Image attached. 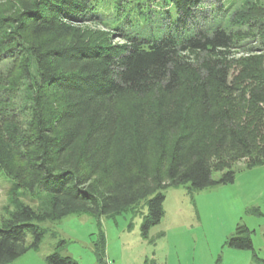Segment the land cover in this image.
<instances>
[{"label": "trees", "instance_id": "obj_1", "mask_svg": "<svg viewBox=\"0 0 264 264\" xmlns=\"http://www.w3.org/2000/svg\"><path fill=\"white\" fill-rule=\"evenodd\" d=\"M1 1L0 170L16 184L0 264L39 250L41 224L71 214L114 216L143 204L147 238L168 187L233 183L237 163L264 165L263 56L237 59L242 72L232 80L229 60L247 35L205 29L199 0H171L168 24L138 21V29L125 12L130 0H117L122 44L79 25L98 22L90 0ZM21 88L26 104L17 109ZM21 188L44 193L45 206L22 202ZM252 232L240 225L227 244L259 258ZM95 249L105 264L103 233ZM46 261L78 264L58 251Z\"/></svg>", "mask_w": 264, "mask_h": 264}, {"label": "rangeland", "instance_id": "obj_2", "mask_svg": "<svg viewBox=\"0 0 264 264\" xmlns=\"http://www.w3.org/2000/svg\"><path fill=\"white\" fill-rule=\"evenodd\" d=\"M90 2L92 15L98 16V22L87 21L79 25L97 37L104 33L103 37H108L113 44L125 43V31L114 28L123 11L118 8V1ZM0 5H3L1 0ZM198 7L197 20L205 29L219 26L247 35L229 60L232 80L241 76L242 67L237 60L241 56L247 53L262 55L264 61V29L260 28L264 25V0H199ZM125 9L126 13L132 10L134 29L145 20L150 26L161 22L168 24L165 13H174L171 0H130ZM4 64L3 68L8 69L9 62ZM25 93L21 88L13 99L17 109L26 104ZM235 170L233 183L216 184L202 190H191L187 185L165 189L164 215L150 229L147 238L141 232L143 215L147 213L143 204L133 212L114 216L79 213L54 222L45 221L41 226L47 232L38 252L30 251L33 255L30 264H48L41 256L55 251L61 256L72 257L78 264H99L95 246L101 233L106 238L105 260L111 264H262L264 165L248 168L240 162ZM219 176L218 172L214 174L216 179ZM14 184L16 181L0 170V227L14 209L10 200ZM19 199L36 209L46 204L44 193H33L24 188L20 189ZM240 225L253 231L252 239L259 258L251 250L236 249L227 244Z\"/></svg>", "mask_w": 264, "mask_h": 264}, {"label": "crops", "instance_id": "obj_3", "mask_svg": "<svg viewBox=\"0 0 264 264\" xmlns=\"http://www.w3.org/2000/svg\"><path fill=\"white\" fill-rule=\"evenodd\" d=\"M262 215H264V213L261 212V216ZM32 256H33L32 253H30V251H29V253L27 252L26 254H24L23 256H21L20 258H18L17 260L11 262L10 264H30L31 261L33 260ZM47 256H48V254L42 255L41 256L42 257V260H44L45 262H47L46 261V257Z\"/></svg>", "mask_w": 264, "mask_h": 264}, {"label": "built area", "instance_id": "obj_4", "mask_svg": "<svg viewBox=\"0 0 264 264\" xmlns=\"http://www.w3.org/2000/svg\"><path fill=\"white\" fill-rule=\"evenodd\" d=\"M106 264H111L110 262H108V260L106 261Z\"/></svg>", "mask_w": 264, "mask_h": 264}]
</instances>
